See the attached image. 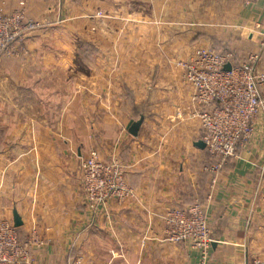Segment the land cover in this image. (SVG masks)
<instances>
[{
  "label": "crops",
  "instance_id": "crops-1",
  "mask_svg": "<svg viewBox=\"0 0 264 264\" xmlns=\"http://www.w3.org/2000/svg\"><path fill=\"white\" fill-rule=\"evenodd\" d=\"M117 1L109 7L100 0L95 12L76 8L87 14L85 21H106L84 23L98 39L87 45L99 53L93 62L86 58L95 69L77 80L75 72L61 74L55 100L47 104L51 114L31 116L24 99L12 100V93L26 90L29 57H0V218L13 222L16 211L22 236L40 238L29 264H249L264 258V115L212 187L204 169L211 157L199 146L202 128L192 116L198 109L194 87L179 65L224 37L254 46L257 71L264 74V0L242 6L229 0ZM20 2L42 24L38 32L60 27L55 16L74 12L55 0H0V9ZM98 11L103 15L92 17ZM35 32L27 33L26 44ZM231 32L238 39L225 36ZM248 56L235 54L234 61ZM141 117L132 135L128 126ZM93 149L103 160H118L134 189L129 199L96 211L86 206L82 188V162ZM195 201L207 212V257L188 243L162 240L164 215Z\"/></svg>",
  "mask_w": 264,
  "mask_h": 264
},
{
  "label": "built area",
  "instance_id": "built-area-1",
  "mask_svg": "<svg viewBox=\"0 0 264 264\" xmlns=\"http://www.w3.org/2000/svg\"><path fill=\"white\" fill-rule=\"evenodd\" d=\"M25 3L12 10L0 9V57L11 54L27 33L42 24L29 16ZM259 54L251 53L247 60L235 62L232 51L199 48L188 60L179 62L184 77L194 87L198 104L192 116L199 120L202 141L211 157L205 171L214 187L231 158L253 138L257 122L264 115V74L257 71ZM231 64L229 70L226 65ZM82 188L86 206L97 210L109 202H123L134 195L126 179L125 167L118 160L100 158L91 150L82 162ZM165 236L170 244L188 243L207 257L212 242L205 206L195 201L189 207H174L164 215ZM41 244L35 232L24 240L12 221L0 218V264H29L33 248ZM249 264H264L258 258Z\"/></svg>",
  "mask_w": 264,
  "mask_h": 264
},
{
  "label": "rangeland",
  "instance_id": "rangeland-1",
  "mask_svg": "<svg viewBox=\"0 0 264 264\" xmlns=\"http://www.w3.org/2000/svg\"><path fill=\"white\" fill-rule=\"evenodd\" d=\"M230 1L236 3L237 6H242V4L246 3V0H229V2ZM55 2H59L57 6H64L65 9L69 11L71 6H73L74 12L55 16V24H60V27H47V31L42 32H38L40 31V29H38L33 35L28 37V44H26L24 40L19 43L14 52L4 55L12 58L29 57L28 68L25 69V71L27 70L28 72L26 76L28 79L25 84L26 90L21 95L12 93V100H16L17 98L24 99L27 103V113L31 116L34 113H44L45 115L52 113V111L48 109L47 104L50 103L51 99L55 100V84L61 81L60 77L65 74V72H75L76 75L74 76L75 78L77 77V80L79 73L85 70L89 72L91 68L94 67L91 65L92 63L87 62L86 58L93 62L99 52L97 48H91L89 44L87 45V41L98 39L97 36H91V32L84 30V23L89 21L96 25L106 23V21L103 22L93 17H101L103 15L101 12L102 10L95 14L91 13L90 15L93 14V18L92 20L87 19V21L84 20V16L87 14H83L82 11H80V13L76 12V8H83L84 6H90L92 12H95L100 7V0H55ZM116 2L118 1L108 0V6L115 7ZM91 10L89 11L91 12ZM104 12L106 11L104 10ZM33 18L35 19V17ZM191 20L194 21V23H198L201 21V18L193 17ZM237 32L235 34L231 32L229 35L226 34L225 36L229 38L237 37ZM225 39L224 37L221 38L220 42H217L216 47L213 46L209 49L221 52L232 51L237 55V58H244L245 55L256 53L254 52V46H249L247 44L243 45L244 43L238 46L237 43L239 41L233 45L232 43L226 42ZM236 39H238V37ZM94 69L95 68H93V70ZM35 99H38L37 102L39 106H42V112L35 109ZM21 237L24 240L22 234Z\"/></svg>",
  "mask_w": 264,
  "mask_h": 264
},
{
  "label": "water",
  "instance_id": "water-1",
  "mask_svg": "<svg viewBox=\"0 0 264 264\" xmlns=\"http://www.w3.org/2000/svg\"><path fill=\"white\" fill-rule=\"evenodd\" d=\"M230 68H231V64H227L226 69L229 70ZM142 122H143V117H141L139 120L131 121V123L128 126L129 132L132 135H137L139 130H140ZM199 146L202 148H205V143L203 141H200ZM13 223H14L15 227H20L23 223L21 217L19 216V214L16 211L14 212Z\"/></svg>",
  "mask_w": 264,
  "mask_h": 264
},
{
  "label": "trees",
  "instance_id": "trees-1",
  "mask_svg": "<svg viewBox=\"0 0 264 264\" xmlns=\"http://www.w3.org/2000/svg\"><path fill=\"white\" fill-rule=\"evenodd\" d=\"M211 161H212V160H211ZM211 161H210V162H211ZM18 228H19V227H18Z\"/></svg>",
  "mask_w": 264,
  "mask_h": 264
}]
</instances>
